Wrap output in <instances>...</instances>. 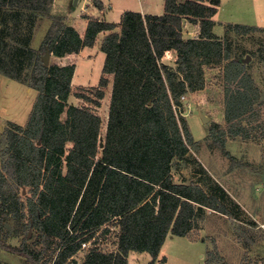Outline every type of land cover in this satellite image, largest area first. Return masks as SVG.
Listing matches in <instances>:
<instances>
[{"label": "trees", "instance_id": "obj_1", "mask_svg": "<svg viewBox=\"0 0 264 264\" xmlns=\"http://www.w3.org/2000/svg\"><path fill=\"white\" fill-rule=\"evenodd\" d=\"M52 1L0 0V75L36 91L25 124L7 121L0 134V248L22 264H128L130 251L147 252V264L162 263L166 237L187 236L199 209L229 211L199 183L172 180L174 163L196 144L180 97L203 86L204 67L223 66L224 118L233 137L244 134L242 121L260 119L259 88L228 38L212 31L220 0H164L161 15L125 10L118 23L84 15L82 33L50 13ZM39 15L51 21L34 49ZM183 19L199 24L196 37H183ZM101 32L98 84L74 92L83 104L68 103L75 63L45 64L43 55L76 54ZM169 51L176 67L161 62ZM109 84L100 147L94 107ZM211 134L229 155L223 138Z\"/></svg>", "mask_w": 264, "mask_h": 264}, {"label": "rangeland", "instance_id": "obj_2", "mask_svg": "<svg viewBox=\"0 0 264 264\" xmlns=\"http://www.w3.org/2000/svg\"><path fill=\"white\" fill-rule=\"evenodd\" d=\"M59 1V8L54 9L52 1L50 13L63 16L66 22L72 24L73 20H81L86 15L81 11L88 9L87 0H77L76 4L74 0ZM110 2L113 4L111 18L118 22L123 11L140 6H148V13L164 12V0ZM69 14L75 17L69 19ZM43 17L51 21L48 15L37 17L30 40L34 49L38 48L44 36L46 22L49 23ZM213 19L212 31L219 38H228L232 56L241 60L249 55L247 62H241L259 88L261 116L252 123L242 121L244 134L237 130L238 133L231 136L224 118L221 65L204 67L203 86L185 92V98H180L182 113L196 144L190 148L186 160L174 163L172 180L176 183H199L208 194H218L229 211L227 215L208 207L199 209L193 230L187 236L168 235L158 255V259L164 257V262L156 261L155 264H264V123L259 122L264 121V0H220ZM80 23L73 22L78 31L83 30L82 25L84 28ZM233 25L258 28L239 33L232 30ZM199 30L198 23L185 20L182 35L185 38L196 37ZM102 37V33L98 34L93 47H84L76 54L49 57L51 63L65 65L73 62L76 65L68 103L83 104L84 101L74 92L98 84L105 57L99 50ZM162 61L176 67L171 53H167ZM110 91L111 84L105 88L100 106L94 107L102 120L101 137L105 131ZM35 95L36 91L28 90L25 84L0 75V134L7 121L25 124ZM64 117L65 113L62 114ZM212 131L223 138L229 155H225L214 142ZM19 241L18 237L7 240L12 245ZM150 259L145 251H130L127 257L128 264H147ZM0 264H22V258L0 248Z\"/></svg>", "mask_w": 264, "mask_h": 264}, {"label": "crops", "instance_id": "obj_3", "mask_svg": "<svg viewBox=\"0 0 264 264\" xmlns=\"http://www.w3.org/2000/svg\"><path fill=\"white\" fill-rule=\"evenodd\" d=\"M108 1H109L108 3H105L104 0H87L88 3H86V4L88 5V9H86V10H82L81 12L86 13L85 16H88V17H93V18H98V19L105 20V21H108V22L118 23V21H115V20H113V19L111 18L110 13H111V11H112V9H113V4L110 2V0H108ZM59 6H60V1H59V0H53L52 8H53V9H54V7H58V8H59ZM148 9H149L148 6H140V7H137V8L131 9V10L139 11V12H141L142 14L161 15V14H158V13H148V12L146 11V10H148ZM70 17H75V16H73L72 14H69V15H68V18L70 19ZM43 18H45L46 21H48V22L50 23L48 17H43ZM87 19H88V18H84V17H82L81 20H78V21H76V19H75V21H74V20L72 21V24H73V22H74V24H75V22H76V23H80V22L82 21L81 23L84 24V28H85V25H86V21H87ZM49 23L46 22L45 29H44V33H45L46 29L48 28ZM70 23H71V22H70ZM81 23H80V24H81ZM214 25H215V24H214ZM84 28H83V25H82L81 29H83V30L80 31L81 33L84 31ZM213 29H214V26H213ZM101 33H102L103 36H104V34H105L106 32H101ZM99 34H100V33H99ZM43 35H44V34H43ZM42 37H43V36H42ZM183 37H184V36H183ZM184 38H185V37H184ZM187 38H188V37H187ZM41 40H42V38H41ZM41 40H40V42H41ZM40 42H39V44H40ZM37 47H39V45H38ZM167 53H171L172 55H174V52H173V51H169V52H167ZM167 53H166V54H167ZM166 54H165V55H166ZM165 55H164V56H165ZM164 56L161 58V62H163L162 59L164 58ZM163 63H164V62H163ZM165 64H166V63H165ZM167 65H169V64H167ZM10 80H13V79H10ZM27 89L30 90V89H32V88L27 87ZM68 264H69V263H68Z\"/></svg>", "mask_w": 264, "mask_h": 264}, {"label": "water", "instance_id": "obj_4", "mask_svg": "<svg viewBox=\"0 0 264 264\" xmlns=\"http://www.w3.org/2000/svg\"><path fill=\"white\" fill-rule=\"evenodd\" d=\"M77 3V0H74V4ZM185 19L182 20V22L184 23ZM49 57H50V52L49 50L47 49L46 52L44 53L43 55V61L45 64H48L49 63ZM249 60V55H247L245 58L241 59L242 62H247ZM202 119L206 120V117H204L202 115ZM100 147H102L103 145V141H102V137H100V143H99ZM32 223V221H31ZM30 230L28 231V236H30Z\"/></svg>", "mask_w": 264, "mask_h": 264}, {"label": "built area", "instance_id": "obj_5", "mask_svg": "<svg viewBox=\"0 0 264 264\" xmlns=\"http://www.w3.org/2000/svg\"><path fill=\"white\" fill-rule=\"evenodd\" d=\"M180 98H181V99H184V98H185V95H182ZM86 246H87L86 243H82V247H86Z\"/></svg>", "mask_w": 264, "mask_h": 264}]
</instances>
